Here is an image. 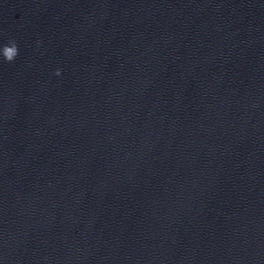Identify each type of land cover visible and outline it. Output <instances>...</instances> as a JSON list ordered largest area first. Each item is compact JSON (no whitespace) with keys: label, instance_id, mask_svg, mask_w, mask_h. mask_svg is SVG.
I'll return each mask as SVG.
<instances>
[{"label":"clouds","instance_id":"1","mask_svg":"<svg viewBox=\"0 0 264 264\" xmlns=\"http://www.w3.org/2000/svg\"><path fill=\"white\" fill-rule=\"evenodd\" d=\"M0 54H2L3 58L7 62H12L18 55V45L15 40H10L7 45H4L0 48ZM56 75H60V70L57 69Z\"/></svg>","mask_w":264,"mask_h":264}]
</instances>
